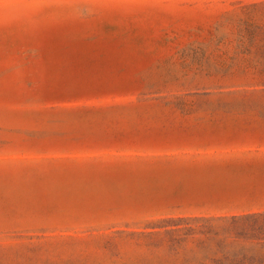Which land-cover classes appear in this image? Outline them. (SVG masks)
Returning a JSON list of instances; mask_svg holds the SVG:
<instances>
[{"label": "rangeland", "instance_id": "rangeland-1", "mask_svg": "<svg viewBox=\"0 0 264 264\" xmlns=\"http://www.w3.org/2000/svg\"><path fill=\"white\" fill-rule=\"evenodd\" d=\"M0 264H264V0H0Z\"/></svg>", "mask_w": 264, "mask_h": 264}]
</instances>
